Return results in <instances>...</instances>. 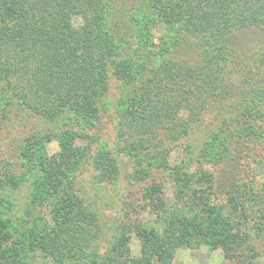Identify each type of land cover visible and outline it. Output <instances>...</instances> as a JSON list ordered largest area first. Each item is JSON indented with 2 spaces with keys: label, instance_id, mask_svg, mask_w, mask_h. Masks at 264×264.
<instances>
[{
  "label": "rangeland",
  "instance_id": "374dc122",
  "mask_svg": "<svg viewBox=\"0 0 264 264\" xmlns=\"http://www.w3.org/2000/svg\"><path fill=\"white\" fill-rule=\"evenodd\" d=\"M133 6L132 1L126 5L129 14ZM130 20L113 31L122 56L138 51L133 71L142 72L134 87H150L152 102L178 108L176 126L171 132L161 127L141 133L145 141L131 149L140 136L117 135L118 123L127 116V106L121 108L120 102L125 98L127 104L145 106L150 101L138 102L137 92H128L113 68L107 74L108 89L98 99L96 118L69 109L53 119L24 106L15 108L10 118L0 111V218L13 224L11 235L0 245V264H57L41 251L33 252L29 244L41 219L51 222L55 200L42 183L52 180L46 168L54 170L45 162L61 159L62 138L80 147L83 157L68 170L56 198L76 194L98 214L104 235L100 243L96 241L97 261L121 233L129 236L132 255L140 256L136 230L150 227L161 233L169 214L179 213L196 216L207 227L220 221L222 228L214 231L217 237L228 236L229 230L236 237L228 249L206 243L179 249L172 264H264V102H257L264 96V28L236 31L231 38L235 57L218 62L220 78L204 82L196 77L190 85L166 70L160 72L165 76L162 83L154 76L168 60L176 61L170 67L200 68L198 40L170 33L162 24L154 27L146 19ZM74 24L81 26L82 17H74ZM159 94L163 101H158ZM246 106L257 109L245 112ZM156 149L167 151L164 165L154 164ZM104 151L119 161L120 177L112 182L105 181L94 164L95 156ZM182 178L192 179L190 186L178 188ZM155 192L166 201L165 211L147 200ZM89 261L79 262L93 264Z\"/></svg>",
  "mask_w": 264,
  "mask_h": 264
},
{
  "label": "trees",
  "instance_id": "16d2710c",
  "mask_svg": "<svg viewBox=\"0 0 264 264\" xmlns=\"http://www.w3.org/2000/svg\"><path fill=\"white\" fill-rule=\"evenodd\" d=\"M129 1L134 3L131 14L126 8ZM77 16L82 17L81 26L74 24ZM128 18L134 23L146 19L154 27L162 24L170 33L176 31L198 40L202 55L200 68L183 67V64L170 67L176 61L168 60L156 68L154 76L155 82L162 83L165 76L160 72L166 70L178 81L193 85L196 77H202L204 82L210 77L220 78L218 62H228L235 57L231 38L236 31L264 28V0H0L2 116L10 118L15 108L24 106L47 119L67 109L96 118L98 99L108 89L107 74L109 68H113L115 77L126 83L127 91L137 92L138 102L143 98L150 101L145 106H135L132 101L127 104V99H122L120 107L127 106L124 113L127 116L121 117L117 135L136 133L140 139L131 149H137L139 141H145L141 133H153L154 128L161 127L171 132L180 111L164 102L161 94L158 96V101H163L161 104L152 102L155 100L150 87L145 90L137 85L134 87L140 82L142 72L133 71L137 67L132 61L135 63L134 54L138 51L122 56L113 28L115 31L121 29ZM254 94L259 96L257 91ZM257 102H264V96ZM256 109L246 106L244 111L255 113ZM191 112L195 113L193 109ZM60 145L61 159L45 162L54 171L46 168V176L52 180L42 186L55 202L51 208V222L42 218L29 244L33 252L41 251L57 264H80L81 259L93 264H172L179 249L202 243L228 249L235 241L236 233L231 230L228 236L222 233L223 237H217L214 231L222 228L219 220L214 221L218 226L207 227L199 224L196 216L174 213L167 217L161 233L150 227L136 230L141 242L140 256L132 255L129 236L121 233L102 261L99 258L97 261L96 241L100 243L104 235L98 214L76 194L56 198L68 170L72 171L82 160L83 151L65 138L60 140ZM108 152H99L94 164L100 176L112 182L120 177L119 161ZM166 152L156 149L154 164L159 165L163 156H167ZM191 181L182 178L178 188L190 186ZM156 195L155 192L146 198L156 207L160 204L163 207L160 209L165 211L166 201ZM12 225L7 218H0V245L7 234L11 235Z\"/></svg>",
  "mask_w": 264,
  "mask_h": 264
}]
</instances>
